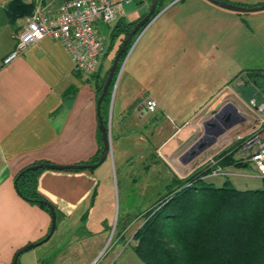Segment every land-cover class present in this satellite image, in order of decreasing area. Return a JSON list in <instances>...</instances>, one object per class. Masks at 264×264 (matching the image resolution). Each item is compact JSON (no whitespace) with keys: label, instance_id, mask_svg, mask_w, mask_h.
Wrapping results in <instances>:
<instances>
[{"label":"crops","instance_id":"0c3cea01","mask_svg":"<svg viewBox=\"0 0 264 264\" xmlns=\"http://www.w3.org/2000/svg\"><path fill=\"white\" fill-rule=\"evenodd\" d=\"M9 1L0 0V264H11L15 252L44 237L51 224L50 212L18 194L16 174L37 161L80 164L97 154L96 84L103 78L99 71L91 77L76 70L65 46L49 37L3 64L28 17L10 23L5 12ZM65 1L41 0L40 7L52 17ZM224 1L251 6L264 3ZM161 5L159 15L134 43L114 83L112 98L104 104L109 139L117 148L114 161L126 162L121 146L129 142L143 155L142 168L156 176L159 170L154 166L159 159L153 156L154 150L159 155L161 146L174 141L166 151L173 162L181 160L202 121L223 103L229 100L240 110L228 97L213 103L216 81L222 75V34L229 42L237 41L238 16L209 0H166ZM148 98L158 104L154 112L144 107ZM181 164L186 162L181 160ZM91 169H43L37 174L36 189L54 208L55 228L46 241L19 255L20 264H93L96 259L94 264H109L117 256L119 264H137L134 251L125 257L116 248L124 240L127 214L115 229L110 253L100 263L107 234L97 231L95 236L102 238L96 242L92 236L75 232L99 215L95 210H111L114 204L113 188L99 187L100 180ZM99 189L107 193V200L96 198Z\"/></svg>","mask_w":264,"mask_h":264},{"label":"trees","instance_id":"16d2710c","mask_svg":"<svg viewBox=\"0 0 264 264\" xmlns=\"http://www.w3.org/2000/svg\"><path fill=\"white\" fill-rule=\"evenodd\" d=\"M164 1L166 0H157L152 18L159 13L158 7ZM33 9L32 2L10 0L5 7V12L8 21L13 24L17 18L31 15ZM142 17L132 21H125L122 17L114 24L110 31V43L100 59L97 70L89 73L91 77L100 70L101 61L118 34L122 36L117 50L129 31ZM146 25L147 23L139 30ZM133 37L119 58L114 76L100 104L99 114L105 126L108 124V119L104 104L111 96V85L131 46ZM108 70L103 75L101 83L96 84L98 97ZM257 73L256 79L261 78L264 81V71L260 70ZM98 135L97 154L80 164H93L100 158L102 152L100 128ZM246 139L240 138L234 151L225 148L219 152L213 158V163L202 169L195 170L184 177L172 173L171 181L167 184L169 189L140 215L141 224L131 237L133 251L142 264H264V187L237 189L229 186L228 179L218 186L207 179L218 169L224 172L230 166L247 165L248 162L238 161L234 156ZM41 162L46 161H37L22 168L15 176V180L17 179L15 188L23 199L50 212L49 204L51 203L36 189V176L44 168H31ZM46 235L37 242L45 239ZM16 264H20L18 260Z\"/></svg>","mask_w":264,"mask_h":264},{"label":"rangeland","instance_id":"374dc122","mask_svg":"<svg viewBox=\"0 0 264 264\" xmlns=\"http://www.w3.org/2000/svg\"><path fill=\"white\" fill-rule=\"evenodd\" d=\"M149 6L150 0H135L125 3L123 5L124 20L131 21L136 19L147 12ZM158 9L160 13L163 6L161 5ZM231 12H233L234 16H238V39L236 42H229L225 32L222 34V75L216 81L217 88L215 91L217 94L214 97L213 103L215 105L224 98H231L240 107V110H238L245 117V120L225 131L217 138L212 146L207 148L193 160L186 161L185 165L181 164L179 158H176L173 162L166 151L174 141L159 148V150L161 149L162 155L161 153L157 155L156 150H154L153 156H157L156 158L159 159L156 162L158 164L154 166H158L159 174L157 176L155 172L152 173L150 170L146 173L145 169L142 168V164L145 162L141 159L143 155L135 151L138 146L125 142L126 140L123 141L125 142L124 146H121L124 149L123 152L126 162L119 164L116 160L117 158H115L114 161L113 156L117 157V148H115V143L110 140V147L106 159L99 166L91 170L95 171L94 176L100 180L99 187L106 188L111 186L113 188V207L111 210H95L99 215H94L89 219V222L78 226L75 230V232L78 233L77 236L89 235L92 236L91 241L95 240L96 242L102 238V235L99 234L95 236L97 231L100 230L104 232L105 235L107 234L104 246L98 257V263L103 261L110 253V246L113 242L111 240L112 236L116 235L115 229L121 222L124 214H127L128 217L126 223L127 228L124 240L121 241L116 248H118L119 251L122 250L121 252H123V255L126 257L133 254V241L131 236L141 223L140 215L147 211L161 195L167 192L169 189L167 184L171 181L172 173L184 177L195 170L202 169L206 165L212 164L213 158L225 148H230L234 151V149H236L235 145L239 144L238 140L240 138L246 139L249 137L252 134L253 128L258 124L259 118L263 116L264 113L259 110V106L264 104V81L261 78L256 79L257 77L250 75L260 70L264 71V10L250 12L231 10ZM159 13H157L143 29L139 30L134 35L131 46L111 85L110 91L112 93L117 76L134 43ZM113 26V23H99L97 27L99 36L107 45L110 43V31ZM121 36L122 34H118L112 47L107 51V54L104 55L101 61L102 66L98 73L101 77H103L105 72L110 68ZM208 115L211 114L209 113ZM202 132L203 129L201 127L195 134L193 141L199 138ZM246 140H244L243 146L235 152L234 156L238 161L248 162L247 165L242 167L230 166L226 168L224 172L220 173L216 171V174L212 173L208 176V181L218 186L228 179L229 186L237 189H260L264 187V178L258 175L256 165L250 160V155L257 149V144H253L251 147L246 148ZM146 177L148 178L147 185L145 182ZM99 191H101V189L96 193V198L107 196V193L101 194ZM105 200H107V197ZM90 216L91 215H88L87 218ZM110 219L112 222L106 225ZM99 221L100 223H98ZM126 242L127 244L123 248L122 246ZM120 260L121 259L117 256L115 263L119 264ZM137 260V264H142L140 259Z\"/></svg>","mask_w":264,"mask_h":264},{"label":"built area","instance_id":"2783aa9c","mask_svg":"<svg viewBox=\"0 0 264 264\" xmlns=\"http://www.w3.org/2000/svg\"><path fill=\"white\" fill-rule=\"evenodd\" d=\"M27 1L34 3V9L18 32L14 48L2 59V63L8 64L28 46L49 37L65 46L76 70L91 74L97 70L107 47L99 36L98 24L117 22L124 16L123 5L135 0H66L62 10L52 17L45 15L40 7L41 0ZM157 106L152 98L144 102L148 112H154ZM259 110L264 113V104L259 106ZM245 143L246 148L257 144L250 160L256 165L258 175L264 178V114ZM216 171L221 172L220 169ZM216 171L213 173L216 174ZM109 264L116 263L113 260Z\"/></svg>","mask_w":264,"mask_h":264},{"label":"water","instance_id":"95a60500","mask_svg":"<svg viewBox=\"0 0 264 264\" xmlns=\"http://www.w3.org/2000/svg\"><path fill=\"white\" fill-rule=\"evenodd\" d=\"M212 3H215L219 6H222L224 8L238 11V12H250V11H260L264 10V4L262 5H255V6H242V5H237L233 3H229L224 0H209ZM157 6V0H151L150 1V6L146 14L133 26V28L129 31V33L126 35V37L123 39L119 49L117 50L112 63L110 65V68L108 70L107 76L105 78V81L102 85L100 95L96 101V107H97V116H98V123H99V128L101 132V138H102V152L100 155V158L98 159L97 162L89 165H84V164H69V165H59V164H54L50 162H41L39 164L33 165L31 168H44V169H81V168H95L99 166L106 158L109 147H110V139H109V130L108 126H105L103 124V120L99 114L100 110V104L102 101V98L104 97L111 80L114 76V73L116 71V67L119 61V58L133 37V35L146 23L148 24L153 18L152 15L155 12ZM156 16V15H155ZM257 72L252 73L250 76H257ZM245 120V117L240 113L238 108L232 103L231 101H226L221 105V107L212 114L209 118L205 119L202 121V129L203 132L199 138H197L188 148L187 150L183 153V155L180 157L182 161H190L196 158L198 155H200L202 152H204L207 148L212 146L217 138L222 135L225 131L229 130L233 126L242 123ZM17 179L14 181L16 183ZM49 210L51 214V224L50 228L48 230V233L45 237V239L39 241V242H33L30 244H27L20 249L17 250L16 256L14 257L13 261L11 264H16L19 255L28 249L36 247L39 243L44 242L47 240L51 234L54 231L55 228V212L54 208L52 205L49 204Z\"/></svg>","mask_w":264,"mask_h":264}]
</instances>
